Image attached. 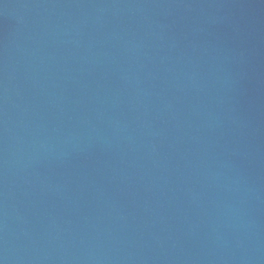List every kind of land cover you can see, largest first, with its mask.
Instances as JSON below:
<instances>
[{
  "label": "water",
  "instance_id": "obj_1",
  "mask_svg": "<svg viewBox=\"0 0 264 264\" xmlns=\"http://www.w3.org/2000/svg\"><path fill=\"white\" fill-rule=\"evenodd\" d=\"M0 264H264V0H0Z\"/></svg>",
  "mask_w": 264,
  "mask_h": 264
}]
</instances>
